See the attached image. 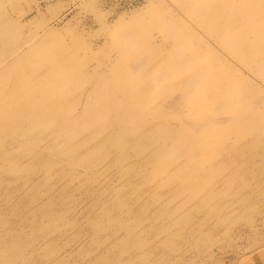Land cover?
<instances>
[{
	"label": "rangeland",
	"instance_id": "1",
	"mask_svg": "<svg viewBox=\"0 0 264 264\" xmlns=\"http://www.w3.org/2000/svg\"><path fill=\"white\" fill-rule=\"evenodd\" d=\"M0 264H264V0H0Z\"/></svg>",
	"mask_w": 264,
	"mask_h": 264
}]
</instances>
